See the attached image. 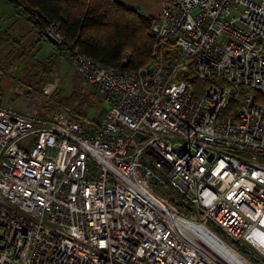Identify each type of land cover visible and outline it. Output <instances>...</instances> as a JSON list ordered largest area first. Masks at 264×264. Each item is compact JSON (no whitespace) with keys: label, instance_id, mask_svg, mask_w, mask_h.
Wrapping results in <instances>:
<instances>
[{"label":"built area","instance_id":"built-area-1","mask_svg":"<svg viewBox=\"0 0 264 264\" xmlns=\"http://www.w3.org/2000/svg\"><path fill=\"white\" fill-rule=\"evenodd\" d=\"M150 34L132 72L72 52L100 122L0 104V264H264V4L166 0Z\"/></svg>","mask_w":264,"mask_h":264},{"label":"trees","instance_id":"trees-1","mask_svg":"<svg viewBox=\"0 0 264 264\" xmlns=\"http://www.w3.org/2000/svg\"><path fill=\"white\" fill-rule=\"evenodd\" d=\"M4 1L14 8L16 14L35 27L39 36L34 41L35 45L39 44L40 39L48 41L46 30L50 25L58 26L62 43L58 45L50 42L53 47L50 55L52 60L46 65L42 62L37 65L43 76L41 84L62 53L70 58L72 52L77 51L121 72L135 71L148 64L151 59L153 38L150 28L153 17L126 8L116 0ZM124 54L128 55L126 63L122 62ZM191 82L195 90L211 83L196 78H191ZM258 102L264 104V97H259ZM61 103L67 108L74 106L73 111L77 115L71 118L74 121L84 116L90 108L78 93ZM235 107L236 105L231 104L227 109L234 112ZM184 212L187 214L188 211Z\"/></svg>","mask_w":264,"mask_h":264},{"label":"rangeland","instance_id":"rangeland-1","mask_svg":"<svg viewBox=\"0 0 264 264\" xmlns=\"http://www.w3.org/2000/svg\"><path fill=\"white\" fill-rule=\"evenodd\" d=\"M156 1L145 0L141 6L146 8L151 5L155 8ZM33 35V28L18 18L10 4L0 0V104L6 109L25 114L30 106V98L38 97V119L45 121L52 112L59 109L57 104L66 107L61 101L71 99L74 93H78L84 97L87 105H90L86 114L80 116L79 119L88 117L96 122L102 121L106 105L96 94L92 85L74 74L70 58L64 53L56 58V63L51 68L48 77L41 84L43 76L41 72L39 73L40 69L37 65L39 62L46 65L52 60L50 55H52L53 47L49 39V42H42V46L35 45L34 40L31 39ZM51 78H56L58 84L51 100L47 101L42 92ZM68 109H70L71 118L77 116L73 111L74 106ZM158 190L168 197L174 193L166 186H158ZM242 252L245 253V251Z\"/></svg>","mask_w":264,"mask_h":264},{"label":"crops","instance_id":"crops-1","mask_svg":"<svg viewBox=\"0 0 264 264\" xmlns=\"http://www.w3.org/2000/svg\"><path fill=\"white\" fill-rule=\"evenodd\" d=\"M118 3L122 4L124 7L135 10L145 16H149V17H155L158 12L160 11L162 5L165 3L166 0H157V4L156 7L154 8L153 6H146V8L142 7L141 5L144 4L145 0H116ZM252 2L255 3H260V4H264V0H250ZM142 7V8H141ZM18 15V14H17ZM18 18H20L21 20H23L24 22L27 23V25H30L31 28H33L34 30V35L31 39H33L34 41H36L37 39H39V36L36 32L35 27L28 22L26 19H24L23 17L18 15ZM42 42H44L43 40L40 39L39 41V45L42 46ZM66 55V54H65Z\"/></svg>","mask_w":264,"mask_h":264},{"label":"water","instance_id":"water-1","mask_svg":"<svg viewBox=\"0 0 264 264\" xmlns=\"http://www.w3.org/2000/svg\"><path fill=\"white\" fill-rule=\"evenodd\" d=\"M140 136V134H136L135 137L138 138Z\"/></svg>","mask_w":264,"mask_h":264}]
</instances>
